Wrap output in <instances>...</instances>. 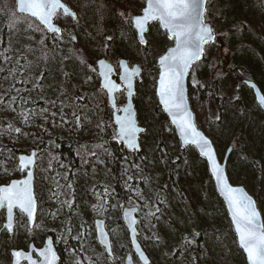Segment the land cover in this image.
I'll return each mask as SVG.
<instances>
[{
	"label": "rangeland",
	"instance_id": "1",
	"mask_svg": "<svg viewBox=\"0 0 264 264\" xmlns=\"http://www.w3.org/2000/svg\"><path fill=\"white\" fill-rule=\"evenodd\" d=\"M208 1L211 3L208 9L206 8L205 18L213 29L216 28L214 29L216 34L227 22L229 10L242 8L260 21L263 37L255 40L252 34L246 33L249 36L244 37V41L238 47L237 44L240 41L233 34L231 45L235 46V57L242 67H248L257 73L256 82L264 94V0ZM213 1L216 2L215 5ZM153 25L156 28L152 30L151 37L158 40L161 37L158 32H163L156 23ZM129 26H131L130 22ZM111 30H115V27ZM27 42V30L22 28L13 47L14 57L20 58L22 55L29 54ZM211 46L205 47L204 60L195 66L192 76L196 75L198 79H201L210 70L215 58L214 49ZM153 51L155 53V50ZM146 58L149 61L151 53L147 54ZM35 61L39 63L40 58L36 52H32L27 60L25 58L22 63L15 64L6 72L8 82L14 88V95L12 99L0 102V111H3L9 121L0 124V141L9 145L14 144V148H8L0 161V180L19 176L16 155L29 153L31 149L37 148L34 139L40 140L39 135L44 131L46 124L45 118L55 113L56 118L51 120V124L61 127L63 134L66 133L62 119L68 106L62 96L63 87L58 86L59 80L62 79L58 71L60 60L52 58L49 65L45 67L46 81L37 89L28 85V79L38 74ZM69 66L74 77H78L80 69L77 63L71 61ZM156 76L151 72L143 71L141 80L136 83L134 104L137 121L145 129L140 136L141 160L137 161L130 174L122 171L117 174L120 187L126 193L128 202L124 204L114 195L116 180L108 171L104 154L92 150L89 155L79 157L77 175L74 174L69 180L65 169H59L58 166L53 165L57 160L51 150L49 151L50 144L46 143L44 150L40 151L37 148L40 152L38 151L35 167V195L38 203L35 227L29 230L23 216L16 218L17 226L14 234L9 236L4 233L2 236L0 264H11L12 249L27 250L30 243L41 247L47 234L53 236L55 244L62 243L61 264H100L105 259L102 257L103 250L96 242L93 228L95 219L105 221L106 229L111 237L113 254L123 262L130 251L127 231L121 221V211L124 207L131 206L139 208L140 243L150 260H154L156 264H246L244 255L237 247L224 206L220 200L217 201L214 198L215 191L204 161L193 149L181 151L178 145L173 146L171 143L170 152L174 155V161L176 160L179 164H173L170 171L168 163L170 160L167 159L166 152L157 147L155 119L149 114L144 103L148 93L152 91V79L156 80ZM154 85L153 88H155ZM64 88H67V85ZM80 90L83 96L80 95L79 98L94 99V84L81 86ZM22 95H26V98L28 96V100H33V103L38 100L39 104L18 114L14 112L13 105L15 101L18 104L21 103ZM80 106L84 115L77 121L76 132L80 138L89 139L91 129L97 124V112L88 102ZM211 108L213 109V106ZM208 111L210 112L209 108ZM261 125L264 129V123ZM16 129H19V132ZM214 135V130H211L208 136ZM107 140L110 141L112 149L116 150L118 143L115 135ZM250 150L245 151L248 158L243 161V166L236 165L233 160L232 174L234 176L243 174L245 189L251 196L257 198L258 205H261V200H264V145L256 148L253 156L248 153ZM252 160H256V164L259 161L260 166L251 165ZM180 164L184 168L179 170ZM178 170L196 173V177L189 186L197 204L201 206L206 225L187 220L182 209L183 205L176 196L177 186L173 184V180H178ZM131 200L137 205H131ZM262 205L264 207V202ZM199 228L203 231L202 241L208 258L205 259L199 252L195 261L193 252L199 250V242L193 239V235ZM183 233L188 243L181 242Z\"/></svg>",
	"mask_w": 264,
	"mask_h": 264
},
{
	"label": "trees",
	"instance_id": "2",
	"mask_svg": "<svg viewBox=\"0 0 264 264\" xmlns=\"http://www.w3.org/2000/svg\"><path fill=\"white\" fill-rule=\"evenodd\" d=\"M62 1L75 12L77 18L76 20H70L58 16L56 23L60 25L62 33L60 37H57L48 35L34 20L17 14L15 0H0V102L12 99L14 95V88L8 82L6 72L15 64L22 63L25 58L27 60L32 52L37 53L40 58L39 63L35 61L38 74L28 79L29 87L32 85L37 89L44 85L46 81L45 67L49 65L53 57L59 59L58 71L62 81L59 80L58 86L63 87L62 96L68 106L62 119L66 133L63 134L61 127L51 124V120L56 118V114L53 113L52 116L45 118L44 131L39 135L40 140L34 139L35 145L41 151L46 143L50 144L49 151L51 150L57 160L53 165L58 166L59 169H65L69 180L74 174L77 175L79 157L89 155L92 150L104 154L108 171L116 180L113 193L125 204L128 202V197L120 187L117 174L119 171L130 174L134 170L137 161L141 160V153L138 155L128 153L119 145L116 150H113L110 141L107 140L114 135V126L105 94L98 87L95 63L99 58H105L116 65L117 61L123 58L130 65L139 64L143 71L157 75L155 59L172 42L167 39L164 33L160 32L158 33L161 35V39L156 40L151 37L152 30L156 28L155 25H151L147 34V43L145 45L137 43L135 34L129 26V18L140 13L144 0ZM210 3L207 2V9ZM213 4L215 5L216 2L213 1ZM229 11L227 22L222 29L218 30L217 35L220 36L221 41L211 46L214 49L215 58L212 61L210 70L201 79H198L196 75L192 76L191 72L188 92L198 128L205 132L208 131L206 135L214 130L215 135L209 137L214 143L219 159L223 158L229 146H234V151L229 158L230 160H228V176L232 184L242 185L246 188L243 174L242 176L232 174L233 160L236 165L243 166V161L248 158L245 151L251 149L248 153L253 156L256 148L264 145V129L261 125L263 119L261 112L254 103L251 92L243 85L245 79L258 84L256 82L257 73L248 67H242V64L235 57V46L231 45V39L234 34L236 39L240 41L237 44L240 47L244 37L252 34V37L258 40L263 37V31L260 21L253 17L249 11L242 8ZM112 27H115V30H111ZM22 28L27 30L28 42L26 46L29 54L16 58L14 57L13 47ZM73 38L75 41H73ZM152 41L153 43H151ZM153 50H155V53ZM150 53L151 59L147 61L146 55H150ZM71 61L76 62L80 69L78 77H74L70 70L69 62ZM152 80V91L148 93L144 103L149 114L155 119L157 147L166 152L167 159L170 160L168 163L171 171L172 165L179 164V162L174 161V155L170 152V144L173 143V146H177L178 142L156 102L153 88L155 78ZM91 84H94V99L79 98L80 95L83 96L80 93L82 92L80 87L91 86ZM65 85H67V88H64ZM28 98V96L26 98V95H22L20 104L17 101L14 102L13 109L15 113L21 114L39 104L38 100L33 103V100H28ZM116 100L118 105L123 104L125 101L124 95L119 94ZM87 102L97 112V124L90 131L91 138L82 139L76 132V126L77 121L81 120L84 115L80 104ZM211 106H213V109ZM7 122L9 121L5 114L0 111V124ZM35 136L37 135L35 134ZM12 147L14 148V144L9 145L0 141V161H2L6 150ZM16 152L19 153V151ZM255 161L252 160L251 165L260 166V162L257 161L258 164H256ZM182 168L184 167L180 164L178 169ZM194 177H196V173L182 170L178 174V180H173V184L177 186L176 196L183 205L182 209L187 220L206 225L201 206L197 204V200L190 191L189 184ZM214 198L219 201L215 194ZM255 199L258 201L257 198ZM263 202L262 199L261 205H258L262 215L264 214ZM130 203L131 205H137L132 200ZM202 233L203 231L199 228L195 230L193 235V239L199 242V250L193 252L195 261L199 252L202 253L205 259L208 258L202 241ZM66 236L68 237V235ZM185 237L183 233L182 243H188ZM56 249L61 255L62 263L61 242L56 244ZM102 257L105 261H101L100 264H123L115 256L109 259L104 254ZM151 264L156 263L151 260Z\"/></svg>",
	"mask_w": 264,
	"mask_h": 264
},
{
	"label": "snow or ice",
	"instance_id": "3",
	"mask_svg": "<svg viewBox=\"0 0 264 264\" xmlns=\"http://www.w3.org/2000/svg\"><path fill=\"white\" fill-rule=\"evenodd\" d=\"M204 4L205 0H147L143 16L133 18L132 22L136 30L142 34L145 31V24L149 20H159L169 33L170 38L175 39L176 47L160 60L161 67L164 69L160 78L161 102L165 105V110H168L173 116L174 123H177V116L179 117V126L186 141L195 143L201 155L208 159L212 174L219 186L224 184L223 171L215 164L209 141L197 132L191 124V115L186 109L183 91L184 75L192 63L200 59L203 52L202 46L213 40L211 27L204 23ZM18 9L21 13L36 17L52 33L60 32V29L53 23V18L59 10H62L65 16H71L75 19V14L61 0H18ZM141 43H144L143 36H141ZM99 63L102 69L100 75L105 81L103 87L107 89L111 97L114 91H119V88L108 78L112 71L111 67L104 61ZM120 67L122 69L121 80L131 95L132 80L138 75L139 69H130L123 63L120 64ZM257 99L260 106H264V97L258 96ZM172 109L176 111L173 112ZM121 110L126 115L116 119L117 136L125 141L129 147H135V134L140 129L135 127L130 109L125 107ZM16 131L19 132V129ZM33 163L32 157H19V169L21 171L28 169ZM31 180L32 172L28 171L27 179L13 181L8 186L0 187V207L6 206L8 213V221L4 227L10 233L12 232L14 207H18L22 213L27 214L29 224H32L34 220L35 201L31 193ZM223 191L227 194L226 199L233 224L240 246L247 254L249 264H264V226L259 223V215L254 201L242 190L233 189L226 184ZM125 215L130 214L126 213ZM134 223L135 220H129L130 229ZM132 231L135 230L132 229ZM137 252L143 264H148L147 258L138 247ZM12 255L16 258L14 264H19V258H25L29 264H34L29 254L14 251ZM38 255L43 257V264H54L56 259L55 252L50 246L40 250Z\"/></svg>",
	"mask_w": 264,
	"mask_h": 264
},
{
	"label": "water",
	"instance_id": "4",
	"mask_svg": "<svg viewBox=\"0 0 264 264\" xmlns=\"http://www.w3.org/2000/svg\"><path fill=\"white\" fill-rule=\"evenodd\" d=\"M206 1L205 0V4H204V9L206 7ZM62 2V1H61ZM63 3V2H62ZM64 4V3H63ZM65 5V4H64ZM72 13L75 14V12L70 9L67 5H65ZM147 6V0H144V6L143 8L141 9L140 13L138 15H133L130 17V23H131V28L132 30L134 31L135 35H136V39H137V42L140 44V45H145L146 44V34L148 33L149 31V26L156 23L159 27V29L166 35L167 39L172 41V45L169 46L159 57L156 58L155 60V66H156V69H157V78H156V81H155V88H154V95H155V98H156V101H157V104L162 112V114L165 116V118L167 119V122L169 124V126L172 128L174 134H175V137L178 141V144H179V147H180V150L181 151H184L186 150L187 148H191L195 151L196 155L202 159L206 165V168H207V172H208V175L212 181V184H213V188H214V191H215V194L217 195L218 199L221 201V203L223 204L224 206V210H225V213L229 219V222H230V225H231V228H232V231H233V234L235 236V240H236V244H237V247L238 249L242 252V254L244 255V258H245V261H246V264H249V260H248V257H247V254L245 253L244 249L240 246V243H239V238L237 236V233H236V230H235V225L233 224V219H232V215L229 211V206H228V202H227V199H226V192L223 191L224 189V186L225 184L233 189H239V190H242L243 193H245L248 197L251 198L252 201H254L255 203V208H256V211L259 215V223L260 225L264 226V219H263V216L259 210V207H258V203L257 201L255 200L254 197H252L247 191L246 189L242 186V185H233L230 180H229V177H228V172H227V164H228V160L234 150V148L232 146H229L227 148V150L225 151V154L222 158V160L219 159L217 153H216V150H215V146L212 142V140L207 137L205 135V133L198 129L197 125H196V121H195V116H194V113H193V110H192V107H191V103H190V100H189V92H188V87H189V75H190V72H191V69L193 68V66L197 63H200L203 61L204 59V47L205 45H209V44H213L214 42H218L219 41V37H217L214 33V30H213V27L210 23H207L204 21L205 24L209 25L212 29V33H213V40L208 42V43H205L202 47H203V52H202V55L200 57V59L194 61L191 65V67L188 69V72L184 75L183 77V91H184V101H185V106H186V109L187 111L190 113L191 115V124L195 127V130L197 132H199L204 138H206L210 145H211V150H212V155L214 156V159H215V164L218 165L222 171H223V178H224V184H221V185H217V181L215 180L213 174H212V171H211V168L209 166V162H208V159L205 157V156H202L201 153H200V150L198 148V146L195 144V143H191V142H187L185 137L182 135V132H181V128L179 126V117L177 116V123H174L173 122V116L170 115V112L168 110H165V105L161 102V92H162V89H161V84H160V78H161V73L164 71V69L161 67V64H160V60L162 57L166 56L169 54V52L174 49L176 47V41L174 38H170V35L169 33L167 32V30L160 24L159 20H149L146 24H145V31L141 34L140 32H138L134 26V23L132 22L133 18L135 17H141L143 16V10L145 9V7ZM15 11L17 14L19 15H22L24 17H28L34 21L37 22V24L50 36H57L59 37L61 35V29H60V26L55 22L56 20V16L58 14H60L61 16L63 17H68L70 18L71 20H76L77 18V15L75 14V19L71 16H65L62 12V10H59L56 14V16L53 18V23L56 27H58L60 29V32L59 33H52L50 32L43 24H41L39 22V20L36 18V17H33L31 16L30 14H27V13H21L18 9V0H15ZM204 15H205V11H204ZM204 15H203V19H204ZM141 36H143V40H144V43H141ZM75 41V40H74ZM100 61H104L105 64L109 65L112 69L111 73L109 74V80H111L113 83H115L118 88H119V91H114L111 95V97L109 96L108 94V91L107 89H105L103 87L105 81H104V78L100 75V72H101V67H100ZM123 63L125 65H127L130 69L131 68H137L139 69V73L138 75H136L133 80H132V93L131 95H129V93L127 92L125 86H124V82L121 80V75H122V69L120 67V64ZM95 67H96V76L98 78V81H99V87L100 89L105 93L106 95V98H107V105L109 106V108L111 109V120H112V123L114 125V128H115V137H116V140H117V143L128 153H131V154H140L141 153V146H140V136L144 133V128L141 127L139 124H138V121H137V113H136V109H135V106H134V96L136 95V82L140 81L141 80V73H142V68L139 66V65H133V66H130L128 61L125 60V59H120L118 60L117 62V70L116 71V67H114L110 62H108L105 58H100L96 61L95 63ZM118 72V73H117ZM243 85L250 90L251 94H252V97H253V100L256 104V106L258 107V109L260 110L261 114H262V117H263V123H264V106H260L259 104V101L257 99V97H264V94L262 93V91L260 90V88L258 87V85L253 82V81H247L245 80L243 82ZM120 93H124V96H125V102L123 105L121 106H117V102H116V96ZM129 108L130 109V113H131V116H132V119L135 121V127L137 129H140V131H137L136 134H135V147H129L128 144L119 139L118 136H117V131H118V125L116 124V119L117 117H124L126 115L125 112H123L121 109L123 108ZM171 111L175 112L176 110L175 109H172ZM33 153H35V150H32L30 151L29 154H18L16 159H17V166L19 167V157L21 156H25V157H32L34 163L28 168V169H25L23 171L20 170L21 173L23 172H26V175L24 178L20 179V180H12L8 185H10L13 181H22V180H25L27 179V174H28V171H31L32 172V180H31V193H32V197L35 201V212H34V220L32 222V224H29V221H28V217H27V214L26 213H22L20 211V209L18 207H14L13 208V223H12V232L10 233L5 227L4 225L7 223L8 221V213H7V207H6V221L2 227V229L0 230V238H1V234L5 231L9 236H12L13 233H14V229H15V222H14V215H15V210H18L20 213H22L26 219H27V223H28V227L30 230L33 229L34 225H35V221H36V215H37V201H36V198H35V194H34V168H35V165H36V156H33ZM8 185H4V186H0V187H5V186H8ZM3 207H0V211ZM138 212H139V209L137 207H124L121 211V221L127 231V238H128V244H129V249H130V252L125 256L124 260H123V264H136V262L138 264H143V261L140 259V255L139 253L137 252V247L139 248L140 252L143 253V255L147 258V261H148V264H151V261H150V258L148 257V255L146 254L145 250L143 249L141 243L139 242L138 240V237H139V231H138ZM126 213H129L130 215L126 216L125 214ZM135 220V223L132 225V228L130 229L129 228V220ZM93 228H94V232H95V238H96V242L98 244V246L104 251L105 255L112 259L114 257V254H113V251H112V243H111V237L106 229V225H105V221L104 220H101V219H95L94 222H93ZM132 229H134L135 231L133 232ZM106 237V238H105ZM133 241H135V243H133ZM50 246L52 248V250L55 252V255H56V259H55V262L54 264H60L61 263V255L58 253L57 249H56V246H55V242H54V239L52 236H47L44 241H43V244L40 248H36L34 243H30L29 244V247L27 250H20V249H12L10 251V256H11V264H14V258L12 253L14 251H19V252H22V253H25V254H29L31 255L32 257V261L34 262V264H43V257H40L38 255L39 251L44 249L45 247H48ZM19 264H29V261L25 258H19Z\"/></svg>",
	"mask_w": 264,
	"mask_h": 264
},
{
	"label": "flooded vegetation",
	"instance_id": "5",
	"mask_svg": "<svg viewBox=\"0 0 264 264\" xmlns=\"http://www.w3.org/2000/svg\"><path fill=\"white\" fill-rule=\"evenodd\" d=\"M67 5V4H66ZM68 6V5H67ZM69 7V6H68ZM221 41V40H220ZM31 150H35V156L37 157V154H38V151L39 150H37V149H31ZM30 150V151H31ZM40 152V151H39ZM22 154H29V153H22ZM36 163H37V159H36ZM16 165H17V162H16ZM17 167V170H18V172H19V176H17V177H11V178H8V177H6L5 179H2V180H0V186H4V185H8L12 180H20V179H22V178H24L25 177V175H26V172H23V173H21L20 172V169H19V167L18 166H16ZM35 167H36V165H35ZM34 194H35V168H34ZM35 198H36V195H35ZM36 201H37V199H36ZM37 210H38V203H37ZM18 216H23L22 218L23 219H25L26 220V222H27V219H26V217L22 214V213H20L18 210H15V215H14V222H15V229H14V232H15V230H16V226H17V224H16V218L18 217ZM36 218H37V215H36ZM5 219V220H4ZM5 221H6V207L4 206L2 209H1V211H0V230L2 229V227H3V225H4V223H5ZM35 224H36V221H35ZM27 225H28V223H27ZM34 227H35V225H34ZM33 227V228H34ZM29 228V227H28ZM4 233H6L5 231L1 234V238H0V244H1V239H2V236H3V234ZM14 234V233H13ZM50 234H47L45 237H44V239L47 237V236H49ZM50 236H52V235H50ZM53 237V236H52ZM44 239H43V241H44ZM54 239V238H53ZM55 242V241H54ZM42 244H43V242H42ZM35 245V244H34ZM55 246H56V244H55ZM29 247V246H28ZM36 247V246H35ZM36 248H40V247H36Z\"/></svg>",
	"mask_w": 264,
	"mask_h": 264
},
{
	"label": "bare ground",
	"instance_id": "6",
	"mask_svg": "<svg viewBox=\"0 0 264 264\" xmlns=\"http://www.w3.org/2000/svg\"><path fill=\"white\" fill-rule=\"evenodd\" d=\"M101 8V7H100ZM120 11V10H119ZM107 44V43H106ZM77 46V45H76ZM213 73V72H212ZM39 83V82H38ZM16 104V103H15ZM230 160V159H229Z\"/></svg>",
	"mask_w": 264,
	"mask_h": 264
}]
</instances>
